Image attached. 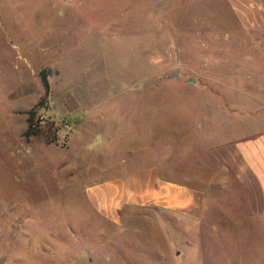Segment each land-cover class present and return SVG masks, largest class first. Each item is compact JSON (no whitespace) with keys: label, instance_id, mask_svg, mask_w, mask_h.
I'll list each match as a JSON object with an SVG mask.
<instances>
[{"label":"rangeland","instance_id":"obj_1","mask_svg":"<svg viewBox=\"0 0 264 264\" xmlns=\"http://www.w3.org/2000/svg\"><path fill=\"white\" fill-rule=\"evenodd\" d=\"M33 107L46 123L26 136ZM244 123L264 124V34L224 0H0V264L126 261L148 239L87 184L122 156L199 179Z\"/></svg>","mask_w":264,"mask_h":264},{"label":"crops","instance_id":"obj_2","mask_svg":"<svg viewBox=\"0 0 264 264\" xmlns=\"http://www.w3.org/2000/svg\"><path fill=\"white\" fill-rule=\"evenodd\" d=\"M224 1L242 31L264 34V0ZM242 125L236 140L208 153L199 179L171 178L159 162L132 167L122 156L87 184L94 212L119 234L148 239L116 264H264V124Z\"/></svg>","mask_w":264,"mask_h":264},{"label":"trees","instance_id":"obj_3","mask_svg":"<svg viewBox=\"0 0 264 264\" xmlns=\"http://www.w3.org/2000/svg\"><path fill=\"white\" fill-rule=\"evenodd\" d=\"M41 77H42V83H43V86L45 87L46 93H48L49 87H50L49 81H48V74L45 71H43L41 73ZM27 114H28V121H27L28 124H27V129L25 131V135L29 136V135L36 134L38 132L39 124L36 119L37 112H36L35 107L27 111Z\"/></svg>","mask_w":264,"mask_h":264},{"label":"built area","instance_id":"obj_4","mask_svg":"<svg viewBox=\"0 0 264 264\" xmlns=\"http://www.w3.org/2000/svg\"><path fill=\"white\" fill-rule=\"evenodd\" d=\"M36 119L38 121V124L46 123V119L43 116L40 117L37 115ZM59 143L62 145H67L69 143V138L66 135H64L59 139Z\"/></svg>","mask_w":264,"mask_h":264},{"label":"water","instance_id":"obj_5","mask_svg":"<svg viewBox=\"0 0 264 264\" xmlns=\"http://www.w3.org/2000/svg\"><path fill=\"white\" fill-rule=\"evenodd\" d=\"M173 76H178V73L173 74Z\"/></svg>","mask_w":264,"mask_h":264}]
</instances>
